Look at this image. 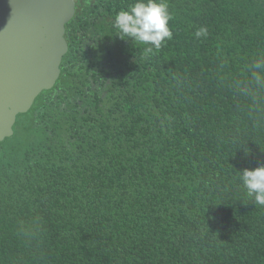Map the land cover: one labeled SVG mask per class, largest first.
<instances>
[{"label":"trees","instance_id":"obj_1","mask_svg":"<svg viewBox=\"0 0 264 264\" xmlns=\"http://www.w3.org/2000/svg\"><path fill=\"white\" fill-rule=\"evenodd\" d=\"M75 1L0 141V264H264V0Z\"/></svg>","mask_w":264,"mask_h":264},{"label":"water","instance_id":"obj_2","mask_svg":"<svg viewBox=\"0 0 264 264\" xmlns=\"http://www.w3.org/2000/svg\"><path fill=\"white\" fill-rule=\"evenodd\" d=\"M75 14V0H0V141L56 86Z\"/></svg>","mask_w":264,"mask_h":264}]
</instances>
